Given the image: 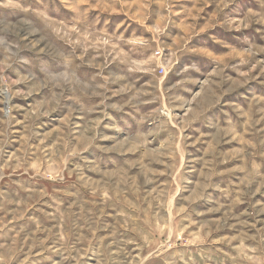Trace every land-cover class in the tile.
I'll list each match as a JSON object with an SVG mask.
<instances>
[{
  "label": "rangeland",
  "instance_id": "1",
  "mask_svg": "<svg viewBox=\"0 0 264 264\" xmlns=\"http://www.w3.org/2000/svg\"><path fill=\"white\" fill-rule=\"evenodd\" d=\"M0 264H264V0H0Z\"/></svg>",
  "mask_w": 264,
  "mask_h": 264
}]
</instances>
